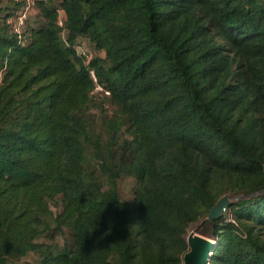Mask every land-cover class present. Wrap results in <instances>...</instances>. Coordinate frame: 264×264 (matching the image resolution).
Wrapping results in <instances>:
<instances>
[{"label": "trees", "instance_id": "obj_1", "mask_svg": "<svg viewBox=\"0 0 264 264\" xmlns=\"http://www.w3.org/2000/svg\"><path fill=\"white\" fill-rule=\"evenodd\" d=\"M36 8L44 22L26 26L23 43L10 14L0 19V264L30 251L36 264H183L201 219L216 240L210 264H264V0ZM82 35L105 56L85 63ZM91 68L116 107L104 147L82 115ZM126 174L132 201L119 192ZM229 193L245 196L206 219ZM52 220L70 232L58 250L40 241L54 239Z\"/></svg>", "mask_w": 264, "mask_h": 264}, {"label": "rangeland", "instance_id": "obj_2", "mask_svg": "<svg viewBox=\"0 0 264 264\" xmlns=\"http://www.w3.org/2000/svg\"><path fill=\"white\" fill-rule=\"evenodd\" d=\"M14 6L9 0H0V19H4L9 14L13 13ZM44 22V18L40 14V12L35 11L32 12L29 16L27 29L30 31L32 27L38 26ZM62 37H67V31L64 32L62 30L61 32ZM77 42H82V45L85 44L88 46L95 55H101L105 56V52L98 50L95 46V43L90 41L89 37L86 35L79 36L76 40ZM76 42V43H77ZM81 45V46H82ZM81 46L80 49L82 48ZM3 76V68L0 66V81L2 80ZM115 106L112 103V101L105 97L101 91L93 90L91 92V100L86 106V108L82 111V115L88 125V128L92 135L95 138H99L100 144L102 147L106 144L109 138V134L106 132V130L103 127V121L106 117H109L112 112L115 110ZM88 155H89V167L91 169L96 170L97 174H100L99 172V166H98V156L97 153L94 150V146L91 143H88ZM137 185L136 177L134 174H126L122 175L119 178V192L121 195V198L124 201H132L134 198V190ZM231 197V203L235 200H238L239 198H236L233 194ZM230 203V205H231ZM229 205V207H230ZM227 208V210L229 209ZM51 208L53 209L54 213L57 214L62 209V203H61V197H58L56 200H54L51 203ZM227 212V211H226ZM232 212L229 210L228 213V219L232 217ZM208 219V216L206 217ZM53 224V232H54V239H50L48 237L40 239V241H51L53 244V247L58 250L62 248L66 242V240L70 239V232L68 229H64L63 231H59L57 228H55V223L52 220ZM201 234L211 240H213L216 243V240L213 237L211 224L207 223L204 224V219L191 222L188 228V232L186 233V237L189 240V238L195 234ZM39 260V254L35 251H30L26 255L20 257V258H13L10 260V264H36Z\"/></svg>", "mask_w": 264, "mask_h": 264}, {"label": "built area", "instance_id": "obj_3", "mask_svg": "<svg viewBox=\"0 0 264 264\" xmlns=\"http://www.w3.org/2000/svg\"><path fill=\"white\" fill-rule=\"evenodd\" d=\"M13 6V13L10 14L7 18V22L9 24V28L11 31L16 33L19 36L20 41L23 43L25 42V29L29 20V16L32 12L37 11L36 8V0H9ZM58 23L60 26H64V20L63 17H59ZM64 32H66V29L63 28ZM66 39V38H63ZM82 42L75 43V47L77 48L78 52L83 56L84 62L88 63L93 56V53L91 52V49L83 44ZM81 46L82 48L80 49ZM90 72L96 82L95 90L101 91L104 96H109L110 91L106 90L99 82L96 75V71L91 68Z\"/></svg>", "mask_w": 264, "mask_h": 264}, {"label": "water", "instance_id": "obj_4", "mask_svg": "<svg viewBox=\"0 0 264 264\" xmlns=\"http://www.w3.org/2000/svg\"><path fill=\"white\" fill-rule=\"evenodd\" d=\"M256 193H250L246 196L254 195ZM236 196V195H234ZM243 196H236V198H241ZM230 194H224L219 198V200L211 207L208 213V219L219 218L224 215L231 203ZM189 250L184 254L183 264H210V258L212 256L215 242L201 234H193L189 240Z\"/></svg>", "mask_w": 264, "mask_h": 264}]
</instances>
